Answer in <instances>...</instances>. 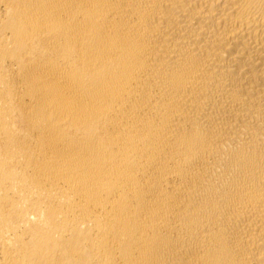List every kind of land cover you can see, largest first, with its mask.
I'll return each mask as SVG.
<instances>
[{"label": "bare ground", "instance_id": "1", "mask_svg": "<svg viewBox=\"0 0 264 264\" xmlns=\"http://www.w3.org/2000/svg\"><path fill=\"white\" fill-rule=\"evenodd\" d=\"M0 264H264V0H0Z\"/></svg>", "mask_w": 264, "mask_h": 264}]
</instances>
